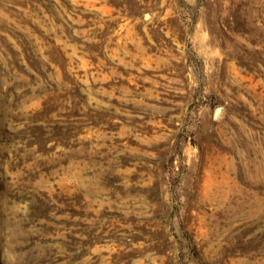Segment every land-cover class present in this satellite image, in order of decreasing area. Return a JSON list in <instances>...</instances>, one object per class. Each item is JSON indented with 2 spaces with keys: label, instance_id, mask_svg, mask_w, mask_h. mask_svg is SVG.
<instances>
[{
  "label": "rangeland",
  "instance_id": "374dc122",
  "mask_svg": "<svg viewBox=\"0 0 264 264\" xmlns=\"http://www.w3.org/2000/svg\"><path fill=\"white\" fill-rule=\"evenodd\" d=\"M0 264H264V0H0Z\"/></svg>",
  "mask_w": 264,
  "mask_h": 264
},
{
  "label": "trees",
  "instance_id": "16d2710c",
  "mask_svg": "<svg viewBox=\"0 0 264 264\" xmlns=\"http://www.w3.org/2000/svg\"><path fill=\"white\" fill-rule=\"evenodd\" d=\"M53 50V52H51L52 54L51 55H53V54H55V55H57L59 52L58 51H55V49H52ZM26 52L28 51V53H30L29 52V50H25ZM25 51H24V53H25ZM55 55H53V56H55ZM52 56H50L49 57V59H52L51 58ZM27 67L29 68V69H32V70H34L36 73H38V74H40V72H39V68H38V64H32V62H29L28 60H27ZM29 76H31V75H29ZM42 106H43V109H42V111L43 112H45V107H47V106H49V103H45V102H49V101H51V102H55L56 100H57V98H56V96H55V90L53 89V90H51V91H46L44 94H42ZM44 97V98H43ZM12 117L13 116H11V119H12Z\"/></svg>",
  "mask_w": 264,
  "mask_h": 264
}]
</instances>
